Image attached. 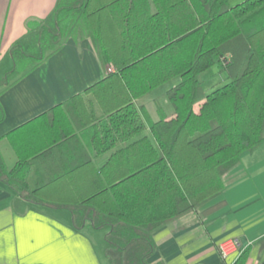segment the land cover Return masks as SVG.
<instances>
[{"label":"trees","instance_id":"obj_1","mask_svg":"<svg viewBox=\"0 0 264 264\" xmlns=\"http://www.w3.org/2000/svg\"><path fill=\"white\" fill-rule=\"evenodd\" d=\"M78 21L90 32L102 65L112 69L41 116L54 117L66 105L69 113L51 123L60 129L73 124L87 138L81 142L71 130L61 131L27 151L10 133L17 161L7 170L0 158V180L24 199L48 202L43 186L70 171L37 180L30 189L28 172L36 157L69 138L88 155L79 166L90 163L89 151L113 150L99 168L98 185L67 206L72 224L82 228L89 219L95 230H106L108 264H150L151 231L220 192L225 173L263 140L264 0H58L38 32L37 50H12L2 81L41 61L43 43H57ZM214 66L224 80L206 92L199 76ZM174 78L177 83L166 91L172 114L159 110V119L151 121L136 99ZM127 164L128 171H121ZM248 252L242 248L231 264H245Z\"/></svg>","mask_w":264,"mask_h":264},{"label":"crops","instance_id":"obj_2","mask_svg":"<svg viewBox=\"0 0 264 264\" xmlns=\"http://www.w3.org/2000/svg\"><path fill=\"white\" fill-rule=\"evenodd\" d=\"M57 2L0 0V158L7 170L17 161L10 133L27 151L42 146L61 131L71 130L83 142L86 135L73 124L64 123L60 129L55 121L51 123L53 118L69 113L66 105L54 117L41 115L83 92L112 69L111 65H102L90 32L78 21L57 43H43L41 61L30 62L23 71L10 74L7 82L2 81L5 70L12 65V50L21 49L26 55L37 50L41 39L38 32ZM176 83L177 79L169 87ZM150 93L137 98L135 104L144 106L151 121L159 119V110L170 116L169 101L155 102L154 107L147 97ZM142 119L147 126L143 134L149 136L148 120ZM111 152L89 151L90 163L79 166L88 155L75 139L69 138L61 147L36 157L28 172L30 189L37 180L40 184L70 171L43 186L45 197L51 199L48 202L24 199L0 180V264H108L103 254L106 230H95L89 219L84 220L82 228H76L67 206L98 185L99 168ZM72 162L76 168L70 166ZM128 169L129 164L123 165L121 171ZM223 182L222 190L195 210L151 231L155 248L148 258L150 264H231L246 246L249 252L245 264H264V128L262 142L241 154L237 164L223 176ZM215 203L219 204L210 212L200 213ZM228 238L238 241L239 250L222 258L217 245Z\"/></svg>","mask_w":264,"mask_h":264},{"label":"rangeland","instance_id":"obj_3","mask_svg":"<svg viewBox=\"0 0 264 264\" xmlns=\"http://www.w3.org/2000/svg\"><path fill=\"white\" fill-rule=\"evenodd\" d=\"M176 78H174L171 81H168L166 83H163L156 87L153 92L147 96L149 98L150 105L154 103V107H156L155 102L157 104H163L165 101L167 102V97L165 95V91L167 87H169V84L172 83ZM199 79L201 80L202 86L206 92L211 91L215 86H218L222 83V80H224V72L219 71L217 66H214L210 70H207L200 74ZM154 99V100H153ZM103 233V232H100ZM103 235V234H102Z\"/></svg>","mask_w":264,"mask_h":264},{"label":"built area","instance_id":"obj_4","mask_svg":"<svg viewBox=\"0 0 264 264\" xmlns=\"http://www.w3.org/2000/svg\"><path fill=\"white\" fill-rule=\"evenodd\" d=\"M239 250V243L237 240L228 238L223 241H221L217 245V251L220 257L226 258L232 254L237 253Z\"/></svg>","mask_w":264,"mask_h":264}]
</instances>
